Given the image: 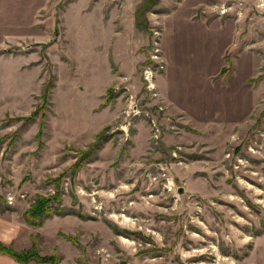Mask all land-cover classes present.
<instances>
[{"label":"rangeland","instance_id":"374dc122","mask_svg":"<svg viewBox=\"0 0 264 264\" xmlns=\"http://www.w3.org/2000/svg\"><path fill=\"white\" fill-rule=\"evenodd\" d=\"M0 236L14 264H264V0H0Z\"/></svg>","mask_w":264,"mask_h":264},{"label":"trees","instance_id":"16d2710c","mask_svg":"<svg viewBox=\"0 0 264 264\" xmlns=\"http://www.w3.org/2000/svg\"><path fill=\"white\" fill-rule=\"evenodd\" d=\"M48 200L47 199H39L37 200L36 204L33 205L29 211H27L25 213V215H27L30 219L31 218H37L39 215V213H41L42 208H43V204L46 203ZM7 255H9L10 257H12L15 261L19 262V263H24L26 262L28 259H30L29 254L31 252H26L23 254H13L11 252H9L8 250H4V248L0 245V252H3Z\"/></svg>","mask_w":264,"mask_h":264},{"label":"crops","instance_id":"0c3cea01","mask_svg":"<svg viewBox=\"0 0 264 264\" xmlns=\"http://www.w3.org/2000/svg\"><path fill=\"white\" fill-rule=\"evenodd\" d=\"M2 241V237L0 236V242ZM0 264H14L9 259L0 256Z\"/></svg>","mask_w":264,"mask_h":264}]
</instances>
